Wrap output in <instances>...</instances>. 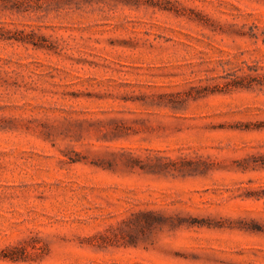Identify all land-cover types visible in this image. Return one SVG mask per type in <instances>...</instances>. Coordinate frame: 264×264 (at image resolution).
Segmentation results:
<instances>
[{
    "label": "rangeland",
    "instance_id": "obj_1",
    "mask_svg": "<svg viewBox=\"0 0 264 264\" xmlns=\"http://www.w3.org/2000/svg\"><path fill=\"white\" fill-rule=\"evenodd\" d=\"M0 264H264V0H0Z\"/></svg>",
    "mask_w": 264,
    "mask_h": 264
}]
</instances>
